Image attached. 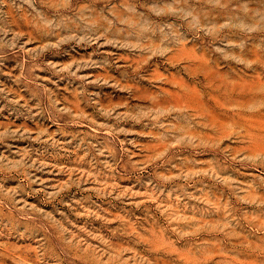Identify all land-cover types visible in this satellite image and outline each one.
Returning <instances> with one entry per match:
<instances>
[{
    "label": "rangeland",
    "instance_id": "374dc122",
    "mask_svg": "<svg viewBox=\"0 0 264 264\" xmlns=\"http://www.w3.org/2000/svg\"><path fill=\"white\" fill-rule=\"evenodd\" d=\"M0 264H264V0H0Z\"/></svg>",
    "mask_w": 264,
    "mask_h": 264
}]
</instances>
